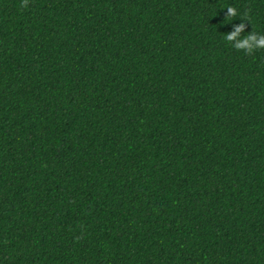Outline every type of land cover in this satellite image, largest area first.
I'll use <instances>...</instances> for the list:
<instances>
[{
  "label": "trees",
  "instance_id": "1",
  "mask_svg": "<svg viewBox=\"0 0 264 264\" xmlns=\"http://www.w3.org/2000/svg\"><path fill=\"white\" fill-rule=\"evenodd\" d=\"M21 5L0 0V264H264V49L225 40L264 34V0Z\"/></svg>",
  "mask_w": 264,
  "mask_h": 264
},
{
  "label": "clouds",
  "instance_id": "2",
  "mask_svg": "<svg viewBox=\"0 0 264 264\" xmlns=\"http://www.w3.org/2000/svg\"><path fill=\"white\" fill-rule=\"evenodd\" d=\"M28 0H22V7H27ZM238 15L237 9L233 6L227 7L225 20H229L232 17ZM242 20H247V13H245ZM231 32L226 33L225 40L231 44V46L238 51H243L246 55H253L255 51L264 49V34H259L256 31H251L247 35H242L246 29L245 23L234 25Z\"/></svg>",
  "mask_w": 264,
  "mask_h": 264
}]
</instances>
